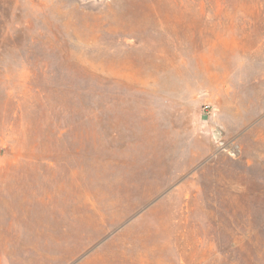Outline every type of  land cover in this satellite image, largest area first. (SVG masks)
<instances>
[{"label":"rangeland","instance_id":"rangeland-1","mask_svg":"<svg viewBox=\"0 0 264 264\" xmlns=\"http://www.w3.org/2000/svg\"><path fill=\"white\" fill-rule=\"evenodd\" d=\"M0 264H264V0H0Z\"/></svg>","mask_w":264,"mask_h":264}]
</instances>
